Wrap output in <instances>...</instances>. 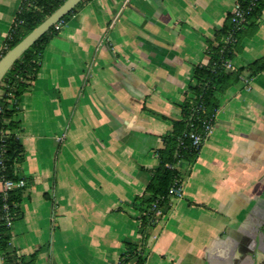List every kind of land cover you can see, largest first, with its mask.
Listing matches in <instances>:
<instances>
[{"label": "crops", "instance_id": "0c3cea01", "mask_svg": "<svg viewBox=\"0 0 264 264\" xmlns=\"http://www.w3.org/2000/svg\"><path fill=\"white\" fill-rule=\"evenodd\" d=\"M21 1L0 0V56ZM237 1L90 0L64 23L14 115L26 179L18 254L112 264L143 246V264H264V72L245 71L221 95L182 195L141 244L138 197ZM262 55L264 11L230 61Z\"/></svg>", "mask_w": 264, "mask_h": 264}, {"label": "trees", "instance_id": "16d2710c", "mask_svg": "<svg viewBox=\"0 0 264 264\" xmlns=\"http://www.w3.org/2000/svg\"><path fill=\"white\" fill-rule=\"evenodd\" d=\"M65 0H22L16 12L9 34L5 40L2 57L23 37L54 12ZM90 0H81L61 20L68 21ZM246 12L244 25L237 28L232 21V12L228 13L223 27L216 31V45H210V61L198 65L194 70L195 82L189 86L192 96L181 105V118L173 120L172 128L163 135L164 146L157 150L158 164L139 199L140 231L142 242L148 237V231L156 218V210H161L171 199L170 188L177 181L182 184L186 167L195 162L202 147L193 144L192 134L203 133L206 122H215L216 110L221 95L227 88L238 82L245 71L248 78L264 72V55L246 66L227 69L225 63L232 60L235 51L240 49L242 37L246 31L257 28L264 11V0H238ZM59 30L52 26L13 64L0 84V129L7 131V152L4 159L5 170L0 168L7 178L18 179L17 166L23 161V144L18 136L19 122L14 119L21 96L30 88L41 67L43 52L49 41L58 35ZM22 190L14 189L6 201L0 194V204L8 202L14 215V221L20 217ZM156 208L153 209V205ZM12 228L0 219V252L4 264H33L35 253L29 258L18 254L12 244ZM144 244V243H143ZM140 247V246H139ZM130 246L123 254L124 261L135 260L143 264V246Z\"/></svg>", "mask_w": 264, "mask_h": 264}, {"label": "built area", "instance_id": "2783aa9c", "mask_svg": "<svg viewBox=\"0 0 264 264\" xmlns=\"http://www.w3.org/2000/svg\"><path fill=\"white\" fill-rule=\"evenodd\" d=\"M232 21L236 24L237 28H241L244 25L245 21V14L246 12L241 8L240 4L237 2L234 9L232 10ZM63 20H59L55 24V28L60 30L64 25ZM225 67L227 69H232L233 64L231 61H227L225 63ZM214 130V123L212 122H206L204 126L203 133H199L195 131L192 134L193 137V144L197 147L202 145L207 138L212 134ZM8 134L7 131H4L0 129V168L3 172L5 170L4 165V159L7 152L6 147V135ZM63 136L59 139L62 140ZM26 186V179L23 176H20L18 179H11L7 178L3 173L0 176V194L3 199V201H6L10 192L14 189L20 188L23 189ZM171 198L180 197L182 195V186L177 184V181H175L174 184H172L170 188ZM156 208V204L153 205V209ZM160 210H156V217L159 214ZM0 219L4 220L6 224L9 227H13L14 224V215L9 207L8 202H4L3 204H0ZM126 257V256H125ZM120 258L117 262H114L112 264H135L132 260L124 261V258Z\"/></svg>", "mask_w": 264, "mask_h": 264}, {"label": "water", "instance_id": "95a60500", "mask_svg": "<svg viewBox=\"0 0 264 264\" xmlns=\"http://www.w3.org/2000/svg\"><path fill=\"white\" fill-rule=\"evenodd\" d=\"M81 0H65L54 12L23 37L15 46L0 58V84L13 64L29 49L42 35L69 13ZM0 264H4L0 252Z\"/></svg>", "mask_w": 264, "mask_h": 264}]
</instances>
